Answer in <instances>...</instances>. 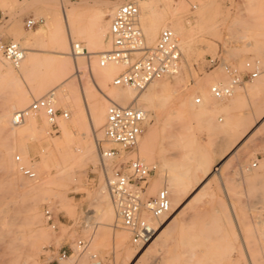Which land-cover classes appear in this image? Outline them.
Returning <instances> with one entry per match:
<instances>
[{"label": "rangeland", "instance_id": "374dc122", "mask_svg": "<svg viewBox=\"0 0 264 264\" xmlns=\"http://www.w3.org/2000/svg\"><path fill=\"white\" fill-rule=\"evenodd\" d=\"M32 1L0 0L2 44L8 41L15 42L13 35L16 32L22 34L23 38L34 35L44 26L47 17L50 18L54 12H59L61 6L70 8L85 4L94 8L102 7L105 11L116 9L124 0H82L76 4L60 0V3H63L61 5L59 0L55 3L52 0H41L40 3L36 2L37 0ZM189 1L193 3L191 5L196 4L195 1ZM190 3L188 10L183 13L182 23L189 30V37L193 40L191 50L184 53L180 46L182 64L178 78L167 79L173 91L158 104L155 113L147 111L149 119L144 130L151 125L155 128L150 139L156 158L153 163L156 162L158 166L169 164L168 167L171 169L173 167L175 172L177 170L180 172L181 169L190 173L195 169L193 175L190 174L193 176L189 179L190 182L187 180L188 184L186 177L182 179L185 186L180 201L181 207H176V222L174 220L169 228L165 229L166 232L158 231L160 242L157 240L158 243L143 248L132 247L133 255L130 254L126 260L125 256L117 253L113 242V233L121 231L116 227V223L95 216L89 220L88 228H83L81 224L85 218L94 215V212L96 214L97 211V196L102 179L95 175L98 159L93 162L94 164L82 159L77 160L73 169L76 180L57 182L51 189L53 193L42 196L32 194L26 197L18 196L12 174L0 167V264H43L47 256L56 257L60 248L69 252L68 257H71L76 255L73 250L74 242L79 238L88 240L87 249L90 250L88 252L97 255L102 264H264V186L255 189L251 187L254 181L264 185V123L255 130L260 116L252 111L253 94L250 92L244 94L232 108H218L214 115V124L221 126L222 130L212 134L187 115L185 105L181 101L188 94L201 98L196 91V85L204 81L209 84L216 81H221L222 84L228 82V76L221 66L209 67V60L219 55L223 63L233 69L243 70L246 62L258 63L260 69L258 77L251 81L245 80L240 85L244 89H249L264 78V0H205L203 7H198L200 8L198 13H195L197 8L194 9ZM110 18L105 17L107 21H110ZM30 19L42 22L32 29H27L25 24ZM138 25L141 28L139 20ZM105 39L107 38L104 37L106 43ZM79 42L81 45L84 44ZM18 44L25 50V56L31 54L32 47L35 49L33 53L38 57L37 69L40 72L45 69L47 58L54 55L48 42L41 44L42 46L38 44L26 46L23 41ZM106 48L108 47L104 50ZM0 57L8 67L14 68L3 58L1 46ZM83 60L84 63L80 65L79 71L77 70L79 78L77 74L73 75L69 81L63 83L64 87L75 90L79 88V84L90 78V75L96 77L94 73L88 71V60L86 58ZM71 70L68 76L75 73L73 68ZM40 79L41 75L37 72L18 86L0 84V117L9 116L7 119L10 123L13 113L20 110L13 108L18 94L24 93L29 97V102L23 108L29 106L35 100L31 97L32 88ZM58 84L50 85V90ZM111 86L112 82L107 88ZM50 90L44 91L45 93L43 92L37 99L45 96ZM98 91L102 94L105 90ZM55 98L57 100V96ZM218 101L219 104L223 103L221 100ZM63 104L65 103H57L56 107L64 109L65 105L71 107L70 103ZM81 108L83 109L81 129L85 130L88 127V113L83 102ZM69 117L71 118L70 112ZM7 125L9 129L6 127L2 133H5V136L0 135V152L4 149L2 143L6 142L11 148L14 141L12 136L6 135L10 133L12 127ZM7 130L9 131L6 133ZM47 133L50 138L40 134L25 137L28 160L38 162L41 151L46 149L48 143L53 150L52 141L60 135L59 126L48 125ZM94 139L96 146L98 143L104 146L98 136ZM233 149H236L235 153L232 152ZM212 150L218 153L212 154L215 157L210 156L213 161H210L207 174L202 180L196 179L194 173L198 169L196 170L194 159L201 152L210 155ZM135 155L125 156L124 161ZM16 156L23 160L22 154L14 147L9 157L13 165L16 164L14 161ZM225 158L227 163L221 165L218 177L215 172L213 173V168L216 162L220 163ZM254 162L257 163V167L246 172L244 169L252 166ZM181 163L184 165L183 168H180ZM16 165L14 173L18 175L20 173H17ZM24 167L27 168L28 165ZM30 170L33 172V169ZM199 171L197 174L201 175V170ZM45 174L52 177L51 174L54 176L55 172L52 168H43V171L36 173V177H44ZM20 176L23 182H33L22 174ZM160 180L162 178L156 172L148 187L149 195H155L164 187L165 183L162 180L161 185L151 191V185ZM243 183L250 186L246 188L248 202L241 201L245 195L238 187ZM21 197L23 198L20 199ZM29 204L35 205L40 216L36 225L42 226L46 231V237L35 238L31 233L33 226L28 224L26 212ZM68 206L75 209L74 215L69 213ZM46 210L52 214L54 229L46 223L44 216ZM31 254L32 256H29ZM87 257V255L84 257L85 264L89 262Z\"/></svg>", "mask_w": 264, "mask_h": 264}, {"label": "bare ground", "instance_id": "6f19581e", "mask_svg": "<svg viewBox=\"0 0 264 264\" xmlns=\"http://www.w3.org/2000/svg\"><path fill=\"white\" fill-rule=\"evenodd\" d=\"M35 1L36 0H33L32 2ZM52 1L54 3L56 2V0ZM191 1H195L196 4L191 5L193 3H190L189 0H152L150 2L138 0V2H135L139 11L137 22L139 20L141 26L140 29L144 35L145 46H152L156 42L159 31L169 28L175 32L177 39L179 37L178 44L179 47L181 46L182 51L184 53H188L191 50V44L193 43V40L189 37V30H187V28L182 23L183 13L188 10V3H190L194 9L197 8L195 13H198V10L203 7L205 0ZM36 2L40 3L41 0H37ZM59 4L61 5L63 3H60L59 0ZM107 4L109 3H106V5ZM198 7L200 8L198 9ZM114 10L107 9L104 11V8L102 7L94 8L93 6H87L85 4L70 8L61 6L59 12H54L50 18L47 17V21L44 26L40 27L34 35L23 38L22 34L17 32L14 33L13 39L15 43L23 41L26 46H32L33 44L42 46L46 42L50 44L49 47H51L53 50L51 52H53L54 55L53 57L47 58L45 69L41 72L37 69L38 57L33 53L35 51L33 47L30 49L31 54L27 56L24 55L23 60L16 68L11 69L8 67V65L5 64V62L0 57V84L18 86L22 81L28 80L29 77L39 72L41 79L38 84L33 86L31 97L37 100V97L40 96L46 89L50 90V85L53 83H59L58 86L50 90L54 97V105L56 106L57 103L71 104V107L63 104L65 105V109L71 113V118L58 119L56 127L57 125L59 126L60 135L52 141L53 150L51 149L50 143H48L46 149L41 151L42 154L40 155V160H37L38 162L33 161L32 159L28 160L24 140L28 135L35 134L49 137L47 133L49 123L47 122L44 113L40 111L35 116L27 118V120L20 126H14L11 123V119L9 123L7 119L9 116H4L3 113L1 114L3 116L0 117V135L5 134L2 133L8 128L7 124H9L12 126L10 127L11 131L9 133V130H7L6 133H8L6 135L12 136L14 141L11 148L6 142L2 143L4 149L0 152V167L5 168L6 171H10L9 173L12 174L14 185L17 186V193L19 194L18 196L26 197L29 194L42 196L43 194L45 195L50 192L53 193L51 189L53 188V185H56L57 182H61L63 180H76L73 169L77 160L82 159L86 160L87 162H96L98 158L97 146L94 139L95 136H98L100 139H102L104 148H108L110 146L104 141L103 135L106 109L109 105L116 104L121 107H135L144 110L146 113L147 111L155 113L158 104L163 102L169 96V94L172 93L173 87L167 81L168 78L154 80L144 90L137 92L131 87L115 86L113 84L114 78L123 71L125 65L108 64L101 66L99 57L100 54L109 49V42L107 38L109 31V21H107L105 17H111L114 13ZM104 37L107 38L105 39L107 40L106 43L104 42ZM79 41L83 42L84 44L82 45L84 46H82ZM76 45L77 51L76 53H73V48H75ZM105 47L108 48L104 50ZM85 58L88 60V71L94 73L96 77L93 78L90 75V78L88 77V79L85 80L83 84H79V88L75 90H73L71 87H64L63 83L67 82V80L69 81L70 77L78 73V69L80 65L84 63L83 59ZM71 64H73L72 68L74 69L75 73L71 76H68L71 73L70 71H72ZM178 74L172 78L176 80L178 78ZM77 78H79L78 74ZM111 82L113 86L108 89L107 87L109 84H111ZM218 83L222 82L216 81L209 84V82L204 81L203 83L197 84L196 91L200 94L201 98H195L193 97V94H188V96H184L181 99L185 105V112L191 119H193L198 125L207 129L211 134L213 132L221 131L222 127L214 124V115L218 108H232L240 101L244 94L250 92L254 97V106L252 111L255 115L260 116V121L257 123L255 130L257 127L261 126V123H264V78L257 81V83H255V85L251 86L249 89H244L240 85L236 86L234 88L233 94L229 98L224 99L227 100L226 102L221 100L223 105L219 104L218 100L213 99L209 92V88L212 85ZM98 90H105L106 92L103 91L104 93L101 94ZM55 96H57V100ZM198 98L200 99V103L195 105ZM28 102L29 97L26 94H18L15 97L13 108L22 110L21 108L25 107ZM81 102L84 103L88 113V127L85 130L81 129L83 119V109L81 108ZM37 115L38 118H36ZM148 119L149 115L147 113V120ZM154 132L155 128L151 125L139 137L135 146V156L143 160L145 163L149 165H155L157 167L156 172L164 182L162 180L155 181L153 185H151V191L160 186L161 181L165 183L164 187L169 193L171 207L170 210L172 213H170V217L161 219V221L158 223H155L153 220L151 221V218L147 216V219L154 224L156 234L150 243L142 247L138 246V248L152 246L155 244V242L160 238L157 236L158 231L162 233L175 220L176 207H181L180 201L182 199L185 186V184L182 182V179L186 177V184H188L187 180L190 182L189 179H192L193 177H191L190 174L193 175L192 172L195 170L194 169L189 173L187 170H183L185 171L183 172L181 169H179L180 172H177L178 170L175 172L172 166V169L168 167L169 164L167 166L164 164L158 166L156 162L153 163L152 161H156V158L154 157L155 155L150 143V139ZM254 133L255 131L253 130L252 134ZM14 147L18 149V151L23 156V160L21 161L22 164H20L28 165L27 168L33 169L35 176L36 173L43 171V168H52L55 172L54 176L53 174H51L52 177L48 174H45L44 177L38 176L35 177V179H30L33 182H23L20 176L21 173L18 169V165L15 164L17 166V173H20L17 175L14 173L15 165H13V161H11L9 158L11 155V149ZM235 150L232 152L235 153ZM213 153V150L210 155L201 152L199 153V156L194 159L196 162L195 166L197 167L196 170L198 169L197 172L201 170V175L197 174V172L194 173V176L197 177L196 179L202 180L207 174V169L211 163L210 161H213V159L211 160L210 157ZM215 153L218 152L215 150ZM214 155L212 157H215ZM225 163H227V158L222 159L220 163L216 162V166L213 168V173L215 172V175L218 177L220 176L219 169L221 165ZM183 167L184 165H182V167L180 166V168ZM175 168L176 167H174V169ZM22 198L23 197L20 199ZM97 200L96 214L94 212V215L88 216L85 218V220H83L82 223H79L82 224L83 228H88L90 222L89 220L95 216H97L99 219L116 223V227L120 228L121 231H116L113 233V242L115 248L117 249V253L119 255H123L125 258L129 257L130 254H132L131 251L133 250H131V248H135V246L132 245L129 234L120 225L102 179L100 180V189ZM26 209V212L28 213V224L33 226V229L31 230L33 236L35 238L46 237V231L42 229V226L36 225L37 222H39L40 216L37 213L35 205L29 204ZM68 211L72 215L75 214V209L71 206H68ZM167 230L169 231V229ZM88 251L90 252V250L87 248L83 253H77L75 251L76 255L74 254L67 259L60 260L58 264H85L84 261L86 255L89 259V262L87 261L88 264H92L90 258L93 254L89 253ZM29 256H32V254ZM78 256L82 257L79 258ZM127 259L128 258H126V260Z\"/></svg>", "mask_w": 264, "mask_h": 264}, {"label": "built area", "instance_id": "2783aa9c", "mask_svg": "<svg viewBox=\"0 0 264 264\" xmlns=\"http://www.w3.org/2000/svg\"><path fill=\"white\" fill-rule=\"evenodd\" d=\"M68 1L76 4L82 0ZM138 13L135 0H124L116 7L109 21L107 36L109 49L100 54L99 62L101 66L125 65V69L114 78L113 84L142 91L154 80L176 76L181 69L182 53L175 32L169 28L161 30L156 42L146 47L144 35L137 22ZM41 22L30 19L26 21L25 26L32 29ZM0 46L3 58L16 68L23 60L25 50L13 41L4 44L0 42ZM76 51L77 45L73 48V53ZM216 66L223 68L228 76V82L214 84L209 88L215 100L229 98L236 86L242 85L245 80L257 78L260 73L257 62H246L243 70H238L223 63L220 55L209 60V67ZM53 101L51 92L33 100L27 108L13 113L11 123L20 126L27 118L42 111L49 125L55 127L58 119L69 118V112L64 108H57ZM198 103L199 98L196 100V104ZM146 123L147 113L144 110L111 104L106 109L103 126L104 141L110 146L104 148L102 144H97L99 162L95 175L102 178L120 225L129 234L130 241L135 247H142L154 239L156 229L152 220L158 223L171 213L169 193L165 187L155 195L148 194V187L157 167L145 163L136 156L124 161L125 156L135 154L136 143L143 134ZM14 161L23 176L35 179V174L20 164L19 156H16ZM256 167L257 163L254 162L244 170L249 172ZM44 216L46 223L54 229L50 211L46 210ZM87 246L88 240L79 239L75 242L73 250L83 253ZM69 255V252L60 248L56 257L47 256L43 264H58ZM90 260L92 264H102L95 254L91 255Z\"/></svg>", "mask_w": 264, "mask_h": 264}, {"label": "crops", "instance_id": "0c3cea01", "mask_svg": "<svg viewBox=\"0 0 264 264\" xmlns=\"http://www.w3.org/2000/svg\"><path fill=\"white\" fill-rule=\"evenodd\" d=\"M249 186V185H248ZM246 184H242L240 187H238L239 189L241 188L242 191H243V194L245 195V198L243 200H241L242 202L243 201H246L248 202V200L246 199V195H247V190L246 188L248 187ZM261 186H264L263 184L257 182V181H254L253 184H251V187H253L254 189L257 188V187H261ZM250 187V186H249Z\"/></svg>", "mask_w": 264, "mask_h": 264}]
</instances>
